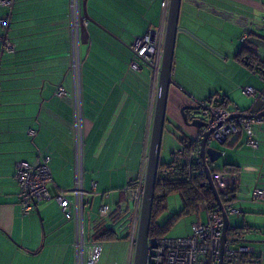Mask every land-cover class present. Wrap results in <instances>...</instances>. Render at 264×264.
<instances>
[{"label": "crops", "instance_id": "crops-1", "mask_svg": "<svg viewBox=\"0 0 264 264\" xmlns=\"http://www.w3.org/2000/svg\"><path fill=\"white\" fill-rule=\"evenodd\" d=\"M163 2L89 0L88 13L101 28L89 24L88 43H81L85 189L89 191L92 183H97L96 194L86 197L88 206L97 208L96 219L90 221L88 239L93 240L101 226L114 231L119 239L105 242L124 244L119 249L124 254L122 264H133L135 245L121 238L128 233L124 224L128 217L116 210L119 205L129 215L141 210L132 184L145 177L159 84L158 72L148 65L144 71L143 62L138 61L141 65L138 71L130 68L134 60L131 47L149 31H165L168 12L163 9ZM215 9L236 15L222 18L213 14ZM258 9H261L259 0H184L172 76L175 86L168 106L174 119L180 120V109L185 105L202 104L218 93H224L222 96L227 97L231 109L254 115L264 111L260 101L254 100L248 106L241 95L221 92L219 84L210 87L214 96L200 93L210 84V72L227 78L230 64L237 66V75L228 81L246 82L250 73L261 80L238 58L242 44L234 63H230L227 56H215L207 47L214 48L208 38L200 34L208 27L221 29L220 25L207 22L217 18L236 28L237 37L241 32L235 21L244 17L237 24L248 29L250 18ZM72 26V0H15L12 7L0 4V36L15 46V52L9 53L0 41V264H76L77 261L75 221L61 211L55 198L40 202L35 213L23 216L15 180L18 163L49 158L52 195H67L75 212ZM251 32L250 39L264 41L262 26ZM214 62L226 69L217 68ZM247 85L256 89L255 83ZM60 87L70 96L58 97ZM263 91L264 87L260 93ZM167 119L165 131L167 126H174L170 117ZM31 130L35 131L34 135ZM255 133L259 142L257 150L248 147L244 134L233 136L219 144L222 148L214 147L221 153L218 160L221 165L216 166L217 161L210 168L215 171L227 168L237 177V199L233 205L239 213L230 217V227L245 229V243L256 250L258 264H264V203L251 199L255 188L264 190V124L256 126ZM198 134L199 130L195 138ZM102 205L114 211L112 218L99 217ZM121 217L124 220L120 222Z\"/></svg>", "mask_w": 264, "mask_h": 264}, {"label": "built area", "instance_id": "built-area-1", "mask_svg": "<svg viewBox=\"0 0 264 264\" xmlns=\"http://www.w3.org/2000/svg\"><path fill=\"white\" fill-rule=\"evenodd\" d=\"M15 0H0V4L5 7H12ZM170 0H164L162 7L165 12L169 10ZM263 12L264 27V0H259ZM73 16V63L72 73L74 76V110H75V153H76V185L73 191L75 199V212L72 211V202L65 194L52 195L51 188L53 177L50 169V159L42 158L37 162H20L17 164L15 180L19 188L18 199L23 216H29L38 209V204L53 198L59 203L61 211L76 224V264H98L103 244L93 240H86L85 237V209L88 206L86 197L95 195L97 183L93 182L91 189H85V133H84V115H83V97H82V59L80 52L81 38L80 30L82 27V0H72ZM5 21L2 22V24ZM87 26L86 23H84ZM165 31H149L144 37L137 39L131 47L134 54V60L130 64L132 70L138 71L141 65L138 61L150 66L159 74L162 62L163 44ZM247 32L242 37V42L248 38ZM0 41L4 44V49L9 53L15 52V46L7 39L0 36ZM264 83V79L261 78ZM243 92L256 101L264 103L263 93H258L252 87H244ZM56 95L60 98L70 96L69 93L60 87ZM205 109V119L207 123L206 131L211 132L209 142L219 144L226 143L233 136L246 135V144L253 150L259 148V142L256 137L255 127L264 124V117L255 118L249 112H240L237 108H229L225 105L223 96H215L201 104ZM244 114L238 118L235 115ZM32 135L35 131L31 130ZM198 148L191 155V158L197 157L202 165L200 157V139H195ZM177 155H182V150H175ZM212 178L218 192L223 195L228 190L238 188L237 177L231 175L227 170L212 172ZM145 177H141L134 184V198L139 207H141L144 193ZM226 200H228V197ZM251 199L256 203H264V190L255 188L251 192ZM222 200V199H221ZM223 202V201H222ZM224 209L229 216L237 215L239 211L233 204L223 203ZM208 216L207 222L197 221L191 225V235L186 237L170 238L156 237L149 240V254L147 264H250L259 263V257L256 250L245 243V237L235 233V229L229 227L227 239L224 243V217L218 204L216 209L202 208ZM118 213L128 217V235L132 244L135 245L140 212L129 215L127 210L119 205ZM114 211L108 205H102L99 210L101 219H108ZM129 215V216H128Z\"/></svg>", "mask_w": 264, "mask_h": 264}, {"label": "water", "instance_id": "water-1", "mask_svg": "<svg viewBox=\"0 0 264 264\" xmlns=\"http://www.w3.org/2000/svg\"><path fill=\"white\" fill-rule=\"evenodd\" d=\"M88 2L89 0H82V27L80 30V38L82 44L88 43L90 35L87 30V26L89 24H94L100 27L97 22H95L90 17L88 13ZM183 2L184 0H170L169 3L167 23L164 35L162 62L159 69L158 92L155 104L148 156L146 161L147 164L145 173L144 193L141 203L138 234L134 247L133 264L148 263V254L150 249L149 234L152 223L158 172L161 163L164 133L168 116L170 92L171 88L175 86L172 76L174 71L177 37L178 32L180 31V17ZM213 14L222 18H230L236 15L235 12L227 10L221 12L217 9L213 11ZM238 20L242 21L244 20V17H239ZM84 23H86L87 26H85ZM205 112L206 109L201 104L185 105L181 109V114L186 125L199 130L197 138H201L200 157L207 178L206 185H208V187L212 190L216 202L223 213L225 222L223 241L225 243L227 239V232L230 227V218L224 209L223 202L220 198V193L218 192L214 180L212 178L213 170L210 168V164H215L219 160L221 153L211 146L212 142H209L211 132L206 131L207 123L205 119ZM243 115L244 114L235 115L234 118H238ZM251 116H254L255 118H262L264 117V111L256 115L252 114Z\"/></svg>", "mask_w": 264, "mask_h": 264}, {"label": "rangeland", "instance_id": "rangeland-1", "mask_svg": "<svg viewBox=\"0 0 264 264\" xmlns=\"http://www.w3.org/2000/svg\"><path fill=\"white\" fill-rule=\"evenodd\" d=\"M200 3V2H198ZM251 24L248 26V29H246L247 31L249 30H257L259 26H263V12L260 11V9L256 10L255 15L251 16ZM184 17H182V23L184 22ZM239 20L237 19L235 22L237 24ZM208 23H214L215 25L219 26L221 29H213L212 27H208L207 29H202L200 32V34H202L203 36H206L210 42V45H212L214 48L210 47L207 45V47H209V50L211 52L214 53L215 56L217 57H228L230 58V63H234V58L237 54V51H239L240 46L242 44V37L243 35H245L247 32L245 30V28H243L241 26V24H235V27H237V29L240 30L241 34L238 35L236 37L237 34V30L236 28H231L229 27L225 22L218 20L217 18H212L209 19V21H207ZM223 26L225 27V30H223ZM204 27V26H203ZM262 32V31H261ZM232 34L234 36H232ZM264 38V36H263ZM264 41H262L258 47V53L259 56L262 60H264ZM83 48V45H80V52L81 49ZM205 51V50H204ZM213 58L212 56L209 55V58ZM214 59V58H213ZM211 60V59H210ZM215 64H217V68H223L226 69V66L224 65H220L217 62H214ZM82 65H83V61H82ZM144 71L147 69V66H143ZM237 66H232V64H230L227 67L228 70V76L226 78V76L223 78L218 77V74H214V73H209L208 75V79L210 81V84L207 86H204L200 93L205 95V96H212V89L210 88L211 86H213L215 84H219L222 88H220V90H222L221 92H224L223 90L226 91H233L234 96H238L241 95L243 101H246L248 106H251L255 100L254 97L248 96L243 92V88L244 87H248L247 84L252 85L253 83H255L256 87V91L259 90L258 93H260V90L262 89L263 86V82L256 76H253L251 73L248 76V80L246 82H235V80H231L228 81V78L231 77H236L237 75ZM249 82H252L249 83ZM250 87V86H249ZM220 96H222L224 93H218ZM214 96V95H213ZM216 96V95H215ZM182 109V108H181ZM181 109H180V120H176L172 117V115H170L171 111L168 108L169 112H168V117H170V119L172 120V122L174 123V126H167V129L164 133V140H163V147H162V155L161 158L163 161H170L173 155V152H175V150H180L181 149V144L179 142V139H181L183 137V134H185L186 136H188L191 139H194L196 137V134L198 132V130L196 128L193 127H189L186 125V123L184 122V119L182 117L181 114ZM193 131V133H192ZM195 132V134H194ZM244 134V133H243ZM244 138H246V135L244 134ZM196 139V138H195ZM212 147H220L219 143L217 142H212L211 143ZM222 148V147H220ZM216 166H220L221 163L220 161H218L216 163ZM86 188V187H85ZM87 189V188H86ZM88 200V199H86ZM183 210V203L181 198L177 195H171L169 197L168 200V209L166 212L163 213V215H161V217L159 218V224L162 226L164 224L167 223V221L173 217L174 215H178L181 216ZM97 216V208L94 207H90L88 206L85 210V237L86 240H89V226H90V221L92 219H96ZM200 218V220H202L203 222H207L208 221V216L206 211L202 210L199 215H186L183 216L177 223L174 224V226L168 231V233L166 234L167 237L170 238H178V237H186L191 235V225L195 222L198 221V219ZM119 231V228H118ZM103 244V249H102V253L99 259L98 264H117L118 262L120 264L123 263L124 261V254H121V252L119 251L120 247L124 244H110L107 242L102 243Z\"/></svg>", "mask_w": 264, "mask_h": 264}, {"label": "trees", "instance_id": "trees-1", "mask_svg": "<svg viewBox=\"0 0 264 264\" xmlns=\"http://www.w3.org/2000/svg\"><path fill=\"white\" fill-rule=\"evenodd\" d=\"M251 35L252 33L248 36L245 42H242V48L238 58H240L242 62L248 67H250L252 72L264 79V60H262L258 54V47L261 42L250 39ZM262 93L264 95V91ZM223 99L225 101V105H228L227 97L223 96ZM179 142L182 146V155H177L175 152H173L170 161H163L161 158L149 239L165 237L168 231L183 216H198L203 210V207L212 210L216 209L217 207L215 196L208 185H206L207 178L203 165L199 163L197 157L191 158V155L198 148V144L196 143L195 139H191L185 134H183V137L179 139ZM224 170L233 173V171L231 172L227 168ZM213 171L216 172L217 170ZM137 180H135L132 185H134ZM174 194H177L183 203L181 216L174 215L167 221L166 224L161 226L159 224V218L164 212L167 211L169 197ZM225 196L228 197V200H226ZM221 199L223 203L233 204L237 199L235 190L226 191L223 195H221ZM113 216L114 215L112 214L110 217L112 218ZM123 220V217L119 218L120 222ZM124 224L127 225V222ZM244 231V228L235 229V233L242 236L244 235ZM121 238L130 240L128 233ZM118 239V234H116L114 231L104 229L103 226L99 227L93 236V241L101 243Z\"/></svg>", "mask_w": 264, "mask_h": 264}, {"label": "flooded vegetation", "instance_id": "flooded-vegetation-1", "mask_svg": "<svg viewBox=\"0 0 264 264\" xmlns=\"http://www.w3.org/2000/svg\"><path fill=\"white\" fill-rule=\"evenodd\" d=\"M243 21V20H242ZM241 22V21H240ZM262 28H264L263 26H262ZM249 34L248 35H250L252 32H251V30H249V32H248Z\"/></svg>", "mask_w": 264, "mask_h": 264}]
</instances>
